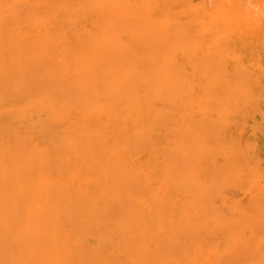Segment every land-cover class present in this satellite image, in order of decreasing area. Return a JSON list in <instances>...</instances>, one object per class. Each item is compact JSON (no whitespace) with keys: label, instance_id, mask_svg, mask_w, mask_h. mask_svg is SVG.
<instances>
[{"label":"bare ground","instance_id":"6f19581e","mask_svg":"<svg viewBox=\"0 0 264 264\" xmlns=\"http://www.w3.org/2000/svg\"><path fill=\"white\" fill-rule=\"evenodd\" d=\"M0 264H264V0H0Z\"/></svg>","mask_w":264,"mask_h":264},{"label":"rangeland","instance_id":"374dc122","mask_svg":"<svg viewBox=\"0 0 264 264\" xmlns=\"http://www.w3.org/2000/svg\"><path fill=\"white\" fill-rule=\"evenodd\" d=\"M37 1L40 2V0H37ZM11 17H9V18H11ZM151 140H156V139H151ZM207 168H208V171L206 173H208V178H209L210 175H212V176L214 175L215 177L217 176L216 175V170H215L214 167L208 166ZM217 174H218V172H217ZM202 175H204V174H202ZM222 191L224 193L223 194L224 196H226V197L237 196L238 198H240L241 200H243L245 202V205H246L247 208L250 206V203L247 201L248 200L247 195L244 194V191H240V190H238L235 187H226ZM207 237L209 238V240H212V241L213 240H218V241L221 240V235L220 234H218V236H207Z\"/></svg>","mask_w":264,"mask_h":264}]
</instances>
